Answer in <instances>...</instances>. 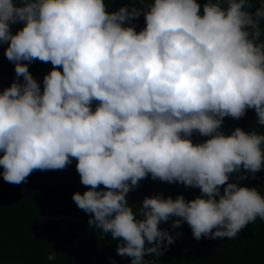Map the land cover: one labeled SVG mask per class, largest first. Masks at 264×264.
<instances>
[{
  "label": "clouds",
  "instance_id": "9594fccd",
  "mask_svg": "<svg viewBox=\"0 0 264 264\" xmlns=\"http://www.w3.org/2000/svg\"><path fill=\"white\" fill-rule=\"evenodd\" d=\"M108 3L0 0V45L16 74L0 90L4 181L18 185L75 159L88 189L74 193L75 204L131 264H154L145 257L175 242L182 233L159 227L172 218L197 240L235 239L264 220L261 192L229 182L264 168V133L226 135L222 125L254 109L264 126V0H207L202 12L198 0H131L111 12ZM15 24L23 27L13 33ZM37 60L52 65L42 85L29 70ZM194 133L209 138L194 143ZM149 175L201 195L130 205L127 195Z\"/></svg>",
  "mask_w": 264,
  "mask_h": 264
},
{
  "label": "trees",
  "instance_id": "16d2710c",
  "mask_svg": "<svg viewBox=\"0 0 264 264\" xmlns=\"http://www.w3.org/2000/svg\"><path fill=\"white\" fill-rule=\"evenodd\" d=\"M198 2L202 12L207 0ZM125 5L131 7V0H112L108 3V10L115 11ZM256 7L259 4L251 11L255 12ZM133 23L137 25V31L143 29L146 26L144 15ZM22 27L23 24L13 25V33ZM260 27L264 30V20H261ZM260 39L264 41V33ZM7 47V44L0 45V90L9 87L16 79L15 64L5 56ZM29 70L42 85L52 65L37 60L29 65ZM95 106L96 102L93 109ZM256 120L255 110L249 109L239 120L225 117L222 130L226 135L236 127L264 133V126L257 125ZM208 138L198 133L192 136L194 143ZM76 164L73 159L63 170H36L26 182L18 185L4 181L0 166V264H113V261L115 264H131L130 257L117 254L120 241L113 240L110 233L103 234L102 230L91 227L88 224L91 214L75 204L74 193L83 194L88 190L81 183ZM242 174H231L229 182L256 187L264 196V168L255 174V178L248 173L246 179L238 180ZM224 187L226 185L221 187V192ZM100 188L103 189V185ZM159 193L164 198L171 196L174 199L183 195L186 200L201 195L198 188L153 180L149 175L139 182L138 188L129 192L127 199L135 206L142 204L145 197ZM172 219L162 222L159 227L173 236L182 234L166 251L162 249L163 255L151 254L145 257L146 260H153L154 264H264V220L260 218L246 225L235 239L202 237L199 240L194 238L186 222L173 229ZM51 252L57 253L55 261L47 259Z\"/></svg>",
  "mask_w": 264,
  "mask_h": 264
}]
</instances>
